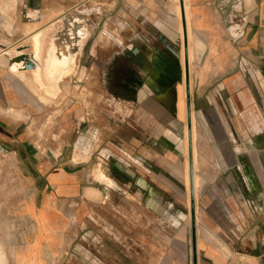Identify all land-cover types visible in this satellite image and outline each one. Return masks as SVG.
Wrapping results in <instances>:
<instances>
[{
  "label": "crops",
  "instance_id": "crops-1",
  "mask_svg": "<svg viewBox=\"0 0 264 264\" xmlns=\"http://www.w3.org/2000/svg\"><path fill=\"white\" fill-rule=\"evenodd\" d=\"M81 1L0 0V238L5 235V222L21 226L22 240H18L19 232L9 233L17 237L9 243L23 245L14 252V260L19 264L50 261L55 229L64 224L69 198L88 200L85 190L95 188L85 185L91 175L85 166L99 151L123 176L125 192L133 185L138 188L143 212H153L160 220L157 228L173 230L168 239L179 252L178 263L183 264L186 245L191 251L193 247L182 177L184 59L178 15L166 10L163 0L127 2L131 8L124 20L137 17L141 30L139 36H125L120 54L129 55L138 65L141 80L131 81L133 92L119 98L122 121L114 126L109 121L107 130L92 125L76 131L75 144L69 148L67 114L61 111L58 123L65 131L58 146L48 144L40 150L31 136L37 131L36 118L51 113L41 99L64 101L68 75L59 79L53 97L38 86L30 70H13L9 62L19 56L17 51L30 50L32 32L48 27ZM89 1L78 8L87 36L80 49L74 47L78 52L75 68L85 53L90 57L98 47L94 32L98 13L93 4L87 5ZM246 1L189 0L191 29L203 47L189 93L198 133L203 136L197 145L199 188L191 264H264L260 242L264 232V79L254 75L255 65L243 62L244 52L264 53V0ZM59 34H66L61 24ZM109 100L115 103L116 97ZM93 174L108 187L118 186L117 175L103 171L101 162ZM1 242L0 263L6 264Z\"/></svg>",
  "mask_w": 264,
  "mask_h": 264
},
{
  "label": "rangeland",
  "instance_id": "rangeland-1",
  "mask_svg": "<svg viewBox=\"0 0 264 264\" xmlns=\"http://www.w3.org/2000/svg\"><path fill=\"white\" fill-rule=\"evenodd\" d=\"M89 2L87 5L93 4L96 9L95 13H98V15L95 14L94 19L95 36L99 38L98 47L94 53L90 54L91 58L85 53L78 67L75 68L76 59L68 66L58 64V66H53L54 68L51 67V57L55 54V51L61 49L65 36L69 32L78 30L79 39L83 38L87 32L83 22L78 25L67 23L65 16H59L63 18L61 21L57 17L58 19L48 27L40 29L29 38L30 50L17 51L19 55H29L35 62V68L30 69L33 80L36 83L38 80H42L44 85L46 84L48 94L53 97L58 93L59 79L68 75L64 101L41 99L44 104L50 106L51 113L36 118L35 131H37L31 133L35 144L40 150H43L45 145L57 144L58 146L61 142L59 140L60 133L65 131V129L60 128L58 123L59 117L57 115L61 111L62 114H67L69 148H72L71 146L75 144L76 131L88 130L92 125H103L101 128L107 130L109 121L112 126L119 124L122 121V112L118 107L119 98L128 96L133 92V89L129 87L131 81L137 84L141 80V70L138 65L129 55L120 54L123 52L121 48L125 44V36L130 37L136 34V36H139L141 30L137 17H128L130 20H124L125 14L127 16V12L131 8L127 5L129 0H90ZM246 3L248 4L249 0ZM162 4L166 10L174 11L177 15L175 0H163ZM80 11L79 9L77 12L74 11L73 16ZM83 12H86V10L84 9ZM79 20H82L80 15ZM60 24L67 33L62 37L59 34ZM114 49L119 50V52L114 53L117 54L115 56L112 55ZM244 53L247 57L243 56V62L252 67L255 65L254 75L258 74L260 80H263L264 53ZM198 57H200V52L196 50L193 71L199 59ZM18 65L19 63H13L12 69L17 70ZM262 85H264V82H261ZM132 86H135V84H132ZM261 92H264V90L261 89ZM112 97H116L115 103L109 100ZM120 107L122 106L120 105ZM195 129L197 150L201 135L198 133L197 123ZM201 138H203L202 135ZM100 162L103 171L109 175L110 173L117 175L118 180L116 183L118 186L108 187L96 180L93 173ZM85 169L91 174L85 185L95 188L92 189L91 197L85 195L90 198L88 200L83 199L81 196L69 198L62 215L64 224L55 229L56 241L54 246L51 245V260L45 263L180 264L176 259L179 252L175 248L176 246L171 243V239H168V235L173 234V230L157 228V223L160 221L157 219V214L143 212L144 208L142 206L144 205L143 203L141 205L138 188L133 185L128 192H125L123 176L104 158L103 154H99V151L95 152ZM197 185L199 188V175ZM98 189L104 193V197L99 196ZM3 230L5 235L0 240L6 257V264H19L13 256L14 252L22 248L23 245L21 242L17 244L9 243V241L17 239L13 236L14 234L17 235L16 231L19 232L18 240H22V228L14 223L5 222ZM11 232L13 235H10ZM186 246V251L182 254V263L191 264L190 244ZM173 255L176 257L173 258Z\"/></svg>",
  "mask_w": 264,
  "mask_h": 264
},
{
  "label": "bare ground",
  "instance_id": "bare-ground-1",
  "mask_svg": "<svg viewBox=\"0 0 264 264\" xmlns=\"http://www.w3.org/2000/svg\"><path fill=\"white\" fill-rule=\"evenodd\" d=\"M82 0L81 2L83 3ZM76 3L73 6L69 7L66 11L64 10V12H62L60 14V16H65V20L67 21V23H73L75 25L80 24V20H79V15L73 16V12H77L78 11V7L80 6V3ZM79 4V5H78ZM175 8H176V12L179 18V29H180V39H181V46H182V60L184 59V64L182 67V76H183V81H182V88H183V95L185 94V78H186V74H185V52H184V30H183V26L182 23L185 24L186 27V35H187V47H188V69H189V78H190V88H191V76H192V72H193V64H194V60H195V52L196 50H199L200 55H201V51H202V43L198 40V38H196L192 32L191 29V13H190V6H189V0H180V4H179V0H175ZM59 15V14H58ZM55 17V16H54ZM57 17V16H56ZM55 17V20L58 19ZM59 17V16H58ZM60 18V17H59ZM182 18V21H181ZM50 19V18H49ZM52 19V18H51ZM55 20H51L52 22H54ZM50 21V22H51ZM46 23V22H45ZM44 24V22H43ZM36 25V24H35ZM45 26V25H44ZM36 27V26H35ZM40 27V25L38 26ZM76 28V27H75ZM79 28V27H78ZM32 29V28H31ZM42 29V27L40 28ZM39 29V30H40ZM39 30L32 32L30 34L31 38L35 33H37ZM34 31V29L32 30ZM78 31V30H77ZM76 30H73L71 32H69L67 34V36H65V40L63 42V44L61 45V49H59L57 52L55 51L54 55L51 57V67L57 65H65L68 66L69 64H72L75 61V55H77L76 50L80 49L83 42L85 41V38L87 36V32L86 35L79 39V33ZM80 32V31H79ZM84 32V31H83ZM24 33V32H23ZM28 33V32H27ZM29 34V33H28ZM27 34V35H28ZM25 35V34H24ZM58 35V34H57ZM55 36V35H53ZM52 37V36H51ZM64 38V37H63ZM99 39V38H98ZM13 44V43H12ZM74 47H76L77 49L74 50ZM50 48V47H49ZM48 48V49H49ZM58 49V48H57ZM47 52V51H46ZM201 58V57H198ZM78 59V58H77ZM45 60V59H44ZM47 60V58H46ZM50 61V60H49ZM77 61V60H76ZM48 62V61H47ZM182 62V61H181ZM43 63H45L43 61ZM15 64V63H14ZM47 64V63H46ZM50 64V63H49ZM15 66V65H14ZM17 66V65H16ZM15 66V67H16ZM19 66V65H18ZM42 66V65H41ZM49 66V65H48ZM64 66V67H65ZM43 67L46 68V66L43 65ZM64 67H61L62 69ZM54 68V67H53ZM52 68V69H53ZM66 68V67H65ZM106 68V67H105ZM39 69V68H38ZM56 69H58L56 67ZM60 69V68H59ZM44 70V69H43ZM51 70V69H50ZM55 71V69H53ZM52 71V70H51ZM43 73V72H42ZM45 73V72H44ZM49 73V72H48ZM57 73V72H56ZM47 75V74H46ZM43 77V76H42ZM39 79V78H37ZM54 82V81H53ZM38 86L43 88L45 92L48 93L47 87L44 85L43 81L38 80ZM35 86V85H34ZM185 98V97H184ZM186 106V105H184ZM185 124H184V154H183V173H182V177L184 180V187H185V193H186V203L187 206L189 208V220L191 221V211H190V205H191V194H190V177H189V141H188V127H187V118H185ZM195 125H196V119H195V114L193 112V110L191 109V144H192V159H193V196H194V206H195V214H197V199H198V185H197V179H198V165H197V150H196V143H195V139H196V129H195ZM181 169V168H180ZM92 188L91 189H86L85 190V195L90 196L92 193ZM97 194V193H96ZM91 197V196H90ZM93 197V196H92ZM199 209V208H198ZM196 219V217H195ZM188 220V222H190ZM197 222V221H196ZM191 228V227H190ZM191 231V230H190ZM56 238V237H55ZM55 240V239H53ZM54 245V244H53ZM53 248V247H52ZM192 252V251H191ZM37 254V253H36ZM2 257V253L0 251V258ZM44 260V259H43Z\"/></svg>",
  "mask_w": 264,
  "mask_h": 264
},
{
  "label": "water",
  "instance_id": "water-1",
  "mask_svg": "<svg viewBox=\"0 0 264 264\" xmlns=\"http://www.w3.org/2000/svg\"><path fill=\"white\" fill-rule=\"evenodd\" d=\"M184 30V52H185V90H186V118L188 127V141H189V177H190V194H191V228H192V254L195 253V206H194V196H193V159H192V144H191V106L189 101L190 93V82H189V69H188V47H187V35L186 27L183 23ZM19 63L17 70H30L35 68V62L29 57V55H19L14 60L9 62L12 68L13 63Z\"/></svg>",
  "mask_w": 264,
  "mask_h": 264
},
{
  "label": "built area",
  "instance_id": "built-area-1",
  "mask_svg": "<svg viewBox=\"0 0 264 264\" xmlns=\"http://www.w3.org/2000/svg\"><path fill=\"white\" fill-rule=\"evenodd\" d=\"M260 242L262 245H264V232L260 236Z\"/></svg>",
  "mask_w": 264,
  "mask_h": 264
}]
</instances>
